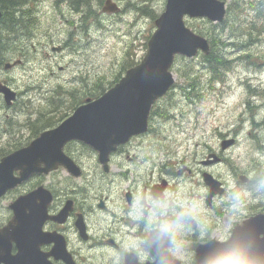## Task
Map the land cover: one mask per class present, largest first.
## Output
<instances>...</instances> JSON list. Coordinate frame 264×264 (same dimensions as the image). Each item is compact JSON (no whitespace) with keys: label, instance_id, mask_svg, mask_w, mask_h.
<instances>
[{"label":"rangeland","instance_id":"1","mask_svg":"<svg viewBox=\"0 0 264 264\" xmlns=\"http://www.w3.org/2000/svg\"><path fill=\"white\" fill-rule=\"evenodd\" d=\"M43 1V4L34 0L30 3L36 13L34 29L19 31L18 27L14 37L2 44L3 64L8 59H22L23 63L10 71L0 68V81L10 80L13 90L20 94L15 110H0V156L27 144L44 129L36 125V119L46 118L39 112L53 114L47 122L51 123L49 128H54L71 114L80 98L103 93L102 85L95 92L89 91L90 94L86 91L88 87L104 81L106 90L118 82L131 63L132 66L139 63L154 31V14L157 17L163 12L166 3V0H111L119 11L106 14L101 10L106 0H91L85 8H81L84 4L79 6L81 13L73 14L68 10L62 18L54 0ZM220 1L230 3V0ZM251 1L256 5V45L244 53L256 49L253 63L235 60L241 54L236 49L219 47L218 51L233 62L224 82L212 84L201 52L192 58L176 57L171 67L174 85L152 107L149 133L134 139L126 153L113 156L111 165L115 164L116 169L104 176L100 174L92 150L68 144L64 152L82 165L84 175L74 180L64 169L53 172L57 193L62 196L76 185L85 188L91 203H96L98 194L107 196L109 211H98V222L104 226L112 212L118 217L122 214L118 192L120 188L128 189L134 193L135 201L131 208L126 207L125 215L129 217L131 210L133 231L139 230L138 222L143 220L148 225L159 219L191 214L200 225L198 238L203 236L208 223H220L242 214L249 206L242 204L244 200L256 203V191L264 189V178H256L264 172V151H260L264 146V98L256 96L253 100L248 86L264 89V0ZM138 9L148 11L143 13ZM240 20L248 24L253 14L244 12ZM184 22L194 33L210 40L212 49L217 46L212 44V23L188 16L184 17ZM6 30L0 24V38ZM57 45L62 46L64 52H50V47ZM18 51L25 57H12ZM185 73L187 79L183 77ZM24 103L30 105V112ZM67 105L69 109H60ZM253 118L256 124L262 125L261 129L253 126ZM234 139L227 149H221V141ZM210 154L221 157V163L203 164ZM184 167L190 173L177 176ZM121 171L128 172L127 182L118 176ZM203 173L211 175L224 187L223 195L218 196L211 207L205 205L207 188ZM243 177L249 181L241 182ZM160 178L170 184L166 199L163 203H152L150 215L144 217L141 192ZM12 198L13 195H9L0 202V227L10 219L7 205ZM222 226L227 224L222 223ZM209 232L215 233V230L209 228ZM185 233L192 234L190 229ZM133 245L143 257L145 252L138 239ZM95 264H101V260ZM106 264H121L120 255H107Z\"/></svg>","mask_w":264,"mask_h":264},{"label":"water","instance_id":"2","mask_svg":"<svg viewBox=\"0 0 264 264\" xmlns=\"http://www.w3.org/2000/svg\"><path fill=\"white\" fill-rule=\"evenodd\" d=\"M112 9L109 3L103 8L105 11ZM184 15L207 18L211 22L220 23L225 16V3L219 0H167L165 12L155 21L157 30L147 43V52L141 63L128 69L125 76L100 98L93 102L87 101L86 105L79 107L72 117L53 132L45 134L42 139L39 138V141L36 140L28 148L4 159L3 164L0 165V179H2L0 196L7 189L27 178L39 163L46 164L49 169L62 164L70 174L79 176L78 169L61 153L62 145L71 139L82 140L96 150L99 163L103 166V171L107 172L110 153L114 152L118 145L125 144L130 137L146 130L151 105L173 84L172 75L168 70L174 55L192 57L198 49L205 54L209 52L207 41L185 27ZM12 97L10 95L8 100ZM230 143L223 142L222 147L225 148ZM14 169L20 170L19 179L12 178ZM204 178L206 183H215L208 175H204ZM210 197L211 195L208 197V202ZM49 201L50 196L42 189L16 201L10 207L14 211L13 219L19 215V204L36 203L32 209H28L34 223L27 221L21 228L10 227L11 230L9 228L0 230V245L14 241L22 246L27 241L38 238L39 231L30 234L29 226L33 223L32 227L40 228L41 222L46 218V205ZM250 221L249 225H256V217ZM261 224L259 223L260 226H264V222ZM17 228L19 229L15 232ZM254 236H256L254 232L244 237L236 233L231 241L243 240L258 253L264 246L256 244V241H253ZM155 256L157 257L156 254ZM44 260L29 246L21 249L15 256L0 257V262L5 264H42L41 261ZM126 264L131 263L127 261Z\"/></svg>","mask_w":264,"mask_h":264},{"label":"flooded vegetation","instance_id":"3","mask_svg":"<svg viewBox=\"0 0 264 264\" xmlns=\"http://www.w3.org/2000/svg\"><path fill=\"white\" fill-rule=\"evenodd\" d=\"M122 151H125V149H121L119 152ZM46 178H34L25 182L14 191L7 192L4 197L0 198V202L9 195H13L14 200L36 188L38 185H43L54 194L55 192L52 187L47 185ZM80 187L76 185L71 187L69 192H66L62 198L54 194V199L47 208L48 219L41 226V234L47 236L41 238L38 244L27 241L21 246L12 243L10 253L14 255L21 249L29 246L34 249L36 254L44 256L46 262H50L51 264H95L99 260H101L102 264L107 255H113L115 253L123 255L131 245V242L126 237H119L121 228H124L130 223V219L125 217L126 206L131 205V200L129 203L126 201L127 190L122 193L120 191L118 192L120 202L123 205L121 208L122 214L118 217L112 212L108 222L102 226L98 222L99 213L94 205L99 208V211H109L110 201L108 197L98 194L96 198L97 203H91L89 202L88 192L85 188ZM146 192L147 187L143 190V193L146 194ZM67 200H71L72 202L68 213L65 216L59 217V219H54L63 209ZM101 201L102 207L99 206ZM257 212L264 213V206L261 210L257 209ZM8 213L11 215V212L8 211ZM27 215L25 213V216ZM234 226L235 223L232 224L231 228L221 226L218 229L220 232V237L218 238L221 240L228 238ZM262 238H264L263 229L259 228L257 231V239L261 240ZM202 241L201 243H204L208 239L205 238ZM28 256L34 257L32 255ZM192 260L191 262H187L182 259L181 263L193 264ZM46 262L44 263L47 264Z\"/></svg>","mask_w":264,"mask_h":264},{"label":"trees","instance_id":"4","mask_svg":"<svg viewBox=\"0 0 264 264\" xmlns=\"http://www.w3.org/2000/svg\"><path fill=\"white\" fill-rule=\"evenodd\" d=\"M23 1L25 0H6V3H0V5H2L1 9L4 11L0 23L3 25L4 29H7L10 32L8 35H14L18 27L21 28L19 31H28L30 23H33L35 17H31L27 12H22L23 10H21V7L24 5ZM90 1L91 0H83L82 3H80L78 0H69V5L73 8L77 7L76 9H78L80 5H87ZM248 11L253 14V20L248 24H245L240 19L242 18L243 13ZM216 27H219V29H214ZM212 29L214 31V34L212 35V44L216 43L217 46L211 49L208 56L202 58L211 74L210 81L223 82L226 74L232 67L233 60L219 52V47L233 48L239 51L241 54L235 60L251 63L255 61L256 49L249 51L247 54L244 52L246 49L256 45V5L251 0L250 2H247L246 0H230L224 22L221 25H214ZM5 41L2 43L0 42V54L2 53V44ZM98 86L99 85L97 84L92 91ZM249 92L250 94L256 95V89L249 90ZM87 93H89V90ZM90 96L94 95L90 94Z\"/></svg>","mask_w":264,"mask_h":264},{"label":"clouds","instance_id":"5","mask_svg":"<svg viewBox=\"0 0 264 264\" xmlns=\"http://www.w3.org/2000/svg\"><path fill=\"white\" fill-rule=\"evenodd\" d=\"M179 227L182 225L178 221L165 222L160 225L158 231L162 236H171L173 230ZM220 243L223 247L208 253L201 264H264L260 255L243 240L235 239L227 242L225 238Z\"/></svg>","mask_w":264,"mask_h":264},{"label":"bare ground","instance_id":"6","mask_svg":"<svg viewBox=\"0 0 264 264\" xmlns=\"http://www.w3.org/2000/svg\"><path fill=\"white\" fill-rule=\"evenodd\" d=\"M35 2H39V3H42V2H44L43 0H34ZM55 1V3H54V5L56 6V7H58V10H59V13L61 14V16L60 17H65V15H67V13L65 14L64 12H66V11H68V10H70V11H72L73 12V14L75 13H81V10H80V8H78V9H76V8H73L72 6H70V5H68V6H64L63 4L65 3V2H67L68 4H70V2H69V0H54ZM32 2V0H25V1H23V3H24V5H23V7H21V10H23L22 12H27V14H29L31 17H36V13H35V10H34V8H32L31 7V3ZM14 3V2H13ZM33 3V2H32ZM45 3V2H44ZM52 3V2H51ZM90 3V2H89ZM88 3V4H89ZM43 4V3H42ZM53 4V3H52ZM87 4V5H88ZM87 5H83L81 8H85ZM35 6V5H34ZM39 6V5H38ZM43 6V5H42ZM78 6V5H77ZM47 7V6H46ZM0 8H2V5H0ZM49 9H51V7H49ZM2 10V9H1ZM37 11V10H36ZM57 11V10H56ZM4 11H2V13H3ZM19 12V11H18ZM17 12V13H18ZM55 12V11H54ZM86 12V11H85ZM83 13V12H82ZM24 14V13H23ZM17 15V14H16ZM18 17H19V15H18ZM55 18V17H54ZM35 19V18H34ZM91 22V21H90ZM1 24V23H0ZM26 24V23H25ZM88 25H89V23H87ZM91 24V23H90ZM93 26V25H92ZM91 26V27H92ZM22 27V26H21ZM30 29H34V23H30V27H29V30ZM24 30V29H23ZM89 30H90V28H89ZM8 33H10L8 30H6V31H4V34L1 36V38H0V42L2 43L3 41H5V40H10V38L11 37H14V36H11V34L10 35H8ZM3 48H1V50H2ZM61 51H63L62 50V48H61ZM64 52V51H63ZM2 65H3V59H1L0 60V68L2 67ZM63 70V69H62Z\"/></svg>","mask_w":264,"mask_h":264}]
</instances>
